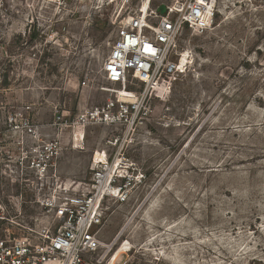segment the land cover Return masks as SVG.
I'll use <instances>...</instances> for the list:
<instances>
[{
    "label": "rangeland",
    "instance_id": "1",
    "mask_svg": "<svg viewBox=\"0 0 264 264\" xmlns=\"http://www.w3.org/2000/svg\"><path fill=\"white\" fill-rule=\"evenodd\" d=\"M148 2L147 14L172 0H0V107L31 104L56 122L49 186L59 177L85 191L109 153L115 127L59 124L102 104L106 88L133 99L137 83H108L102 64L117 23ZM182 51L190 62L148 91L151 116L127 149L144 182L107 205L93 256L105 264L127 242L113 264H264V0H219L210 29L179 31L172 58ZM38 198L33 180L0 172L16 220L39 216Z\"/></svg>",
    "mask_w": 264,
    "mask_h": 264
},
{
    "label": "built area",
    "instance_id": "2",
    "mask_svg": "<svg viewBox=\"0 0 264 264\" xmlns=\"http://www.w3.org/2000/svg\"><path fill=\"white\" fill-rule=\"evenodd\" d=\"M165 7L164 13L157 9L147 15L131 14L125 24L115 26L102 64L103 77L124 89L136 82L138 89L127 90L133 99L120 100L116 89L106 88L109 97L102 104L81 111L72 123L65 119L59 124L71 129L82 123L118 129L107 141L109 153L92 164L85 191L49 186L61 151L56 122L38 121L31 104L0 107V172L19 181L33 180L40 213L29 221L16 220L9 211L18 205L0 201V264L102 263L103 257L93 255L99 247L96 229L107 205L127 202L132 189L144 182V173L134 166L127 149L151 116L148 91L177 71L171 54L182 27L210 29L219 0H172Z\"/></svg>",
    "mask_w": 264,
    "mask_h": 264
},
{
    "label": "bare ground",
    "instance_id": "3",
    "mask_svg": "<svg viewBox=\"0 0 264 264\" xmlns=\"http://www.w3.org/2000/svg\"><path fill=\"white\" fill-rule=\"evenodd\" d=\"M178 1H182V0H178ZM150 2V1H149ZM149 2L148 4L145 6H143L142 8V11L146 14H143V13H140L142 15H147V11L149 10ZM139 13V11H138ZM131 15H127L125 16L122 20H121V24H125L129 18H130ZM190 61H188V51H182L178 54V57H177V60H176V64H177V70L178 68L180 69H183L187 63H189ZM124 90H119V91H116L117 94H121ZM120 100H124V101H130L132 99H120ZM81 124H77L74 126V128H76L77 126H80ZM74 139L78 140L80 139V134L77 133L76 136H73ZM56 187L57 188H65L61 182V179L59 177H57V181H56ZM66 189V188H65ZM129 249V244L127 242H122L120 244V246L117 248V251L112 254V256L106 261L105 264H113L114 262V259L116 257V253L119 252V251H127Z\"/></svg>",
    "mask_w": 264,
    "mask_h": 264
},
{
    "label": "water",
    "instance_id": "4",
    "mask_svg": "<svg viewBox=\"0 0 264 264\" xmlns=\"http://www.w3.org/2000/svg\"><path fill=\"white\" fill-rule=\"evenodd\" d=\"M165 10H166L165 5H161L160 8H159L160 13H164Z\"/></svg>",
    "mask_w": 264,
    "mask_h": 264
}]
</instances>
